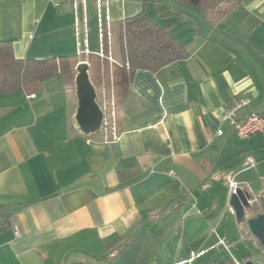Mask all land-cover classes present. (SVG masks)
I'll list each match as a JSON object with an SVG mask.
<instances>
[{"label":"crops","instance_id":"crops-1","mask_svg":"<svg viewBox=\"0 0 264 264\" xmlns=\"http://www.w3.org/2000/svg\"><path fill=\"white\" fill-rule=\"evenodd\" d=\"M153 1L103 8L114 57L118 24L141 13L190 56L136 72L109 128L79 131L75 86L61 75L37 95L0 94V226L9 220L0 264H176L193 253V264L260 261L230 197L232 184L264 195V133L241 139L221 116L241 99L238 119L264 113V0H245L214 27L187 7L166 24ZM95 31L99 45L96 0H0V41L18 60L86 62L100 52Z\"/></svg>","mask_w":264,"mask_h":264},{"label":"trees","instance_id":"trees-1","mask_svg":"<svg viewBox=\"0 0 264 264\" xmlns=\"http://www.w3.org/2000/svg\"><path fill=\"white\" fill-rule=\"evenodd\" d=\"M244 1L179 0L183 6L189 9L200 10L205 22L211 27L221 23L233 8ZM117 27L120 62L116 63L114 69V87L118 99H120V95L124 94L136 72L148 71L155 74L173 63L188 59L190 56L188 51L172 37L169 26L158 25L145 13L126 19ZM99 58L96 56L93 61H89L90 79L96 91L101 86V82L98 77L94 80L91 73L94 72L93 62L98 61ZM77 64L76 59L68 57L18 60L14 56L12 43L0 41V94H12L21 90L30 95L40 94L44 91L45 84L56 75H61L65 84L74 87ZM0 217H3L1 211ZM8 226L9 220L4 218L0 232L6 230ZM258 248L263 257V247L259 244Z\"/></svg>","mask_w":264,"mask_h":264},{"label":"water","instance_id":"water-1","mask_svg":"<svg viewBox=\"0 0 264 264\" xmlns=\"http://www.w3.org/2000/svg\"><path fill=\"white\" fill-rule=\"evenodd\" d=\"M75 71V90L78 100L75 121L79 131L89 136L111 124L112 117L97 101V91L90 79L89 63H78ZM255 204L258 205V209H264V195L256 197L250 191L238 188L230 197V207L235 214L237 224L247 227L264 249V213L260 210L257 213ZM244 264H256V262L249 260Z\"/></svg>","mask_w":264,"mask_h":264},{"label":"rangeland","instance_id":"rangeland-1","mask_svg":"<svg viewBox=\"0 0 264 264\" xmlns=\"http://www.w3.org/2000/svg\"><path fill=\"white\" fill-rule=\"evenodd\" d=\"M154 7H155V11L154 14L155 16H158V13H162L163 11V21L166 22V24L169 25H174L177 24L178 22L182 21V17H184L185 12L181 7H185L183 6L179 0H154ZM164 8V9H161ZM171 11V15H168V12ZM200 12V10H198ZM166 15V16H164ZM181 15V16H179ZM169 22V23H168ZM167 26V25H166ZM165 27V26H162ZM92 48L94 49V51H96L97 49L99 50L98 46H100V43L98 45V39H97V32L95 31V33H92ZM114 48L115 50L118 51V39L115 38L114 39ZM109 52V51H108ZM107 52V54H108ZM112 52V50H111ZM109 56V55H108ZM110 56L113 58L114 61H116L117 63L120 62L119 58H115L114 57V53L112 52L110 54ZM88 61H86L87 63H89V61H93V59L96 58L95 55H92L90 57H85ZM107 59V60H106ZM94 64V72L92 71L91 75L93 76V79L95 80V78H99L100 79V84L101 86L98 87L97 90V101L99 102V104L101 106H105L106 108L104 110H106L112 117V122L111 124H109L108 126H106L105 128H109L110 126H112V124L114 123V119H115V113H116V109L119 107V101L120 99H118L115 95V87H114V82H115V78H114V69L116 67V63L112 62L109 60V58H99V60H95V62H93ZM255 196L258 195V193L254 194ZM261 210L263 211V208H261ZM245 231L248 234V236L251 238V240L253 241V243L256 245V247H259V242L256 240V238H254L252 236V234L249 232L248 228L245 227ZM240 235V234H239ZM239 237V236H238ZM246 245H248L249 247L251 246L252 248L255 246H253L254 244L251 241H245ZM253 245H252V244ZM253 248V249H254ZM240 250H242V248H238L237 252H240ZM260 251V250H259ZM217 252H220L221 255H219L220 258L228 260L230 259L229 257L226 256L225 254V248H219L217 249ZM230 256H237L235 255L234 251H229ZM252 252H255L252 251ZM263 257L260 255V261L256 264H263L264 263V253L262 252ZM205 258H202L201 261H205Z\"/></svg>","mask_w":264,"mask_h":264},{"label":"built area","instance_id":"built-area-1","mask_svg":"<svg viewBox=\"0 0 264 264\" xmlns=\"http://www.w3.org/2000/svg\"><path fill=\"white\" fill-rule=\"evenodd\" d=\"M109 0H96L98 9H99V43H100V52L98 56L100 58H109L110 61L115 62L110 56L112 45H113V29L112 24L108 18L104 19L102 15V10L107 6ZM78 8V5L75 4V9ZM76 27H80V23L76 22ZM107 49V52H106ZM90 51L86 48L80 52L81 55H89ZM109 55V56H108ZM249 104V100L241 99L236 101L233 105L225 109L224 113L221 116L222 122H229L235 129L237 135L241 139H247L256 133H264V113L256 114L250 113L243 119H238V113L241 109ZM101 106V105H100ZM102 109L106 107L101 106ZM223 131L219 130L218 135H222ZM249 161H251L249 159ZM233 188V194L236 193L237 188L234 184L231 185ZM18 236V231L16 232ZM201 254L193 253L191 258L186 261L178 262L176 264H193L196 258L200 257Z\"/></svg>","mask_w":264,"mask_h":264},{"label":"flooded vegetation","instance_id":"flooded-vegetation-1","mask_svg":"<svg viewBox=\"0 0 264 264\" xmlns=\"http://www.w3.org/2000/svg\"><path fill=\"white\" fill-rule=\"evenodd\" d=\"M255 210H256V211H259V210H260L261 212L264 213V209H263V211L261 210V208L258 209V205H256V204H255ZM244 229H245V227H244Z\"/></svg>","mask_w":264,"mask_h":264},{"label":"clouds","instance_id":"clouds-1","mask_svg":"<svg viewBox=\"0 0 264 264\" xmlns=\"http://www.w3.org/2000/svg\"><path fill=\"white\" fill-rule=\"evenodd\" d=\"M99 103V102H98ZM100 105V104H99Z\"/></svg>","mask_w":264,"mask_h":264}]
</instances>
